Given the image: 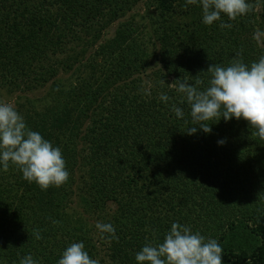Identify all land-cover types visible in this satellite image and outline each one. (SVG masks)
Returning a JSON list of instances; mask_svg holds the SVG:
<instances>
[{
  "label": "trees",
  "instance_id": "obj_1",
  "mask_svg": "<svg viewBox=\"0 0 264 264\" xmlns=\"http://www.w3.org/2000/svg\"><path fill=\"white\" fill-rule=\"evenodd\" d=\"M248 2V14L205 25L199 3L185 0H0V95L21 92L16 110L61 149L69 173L42 190L0 165V264L28 254L57 264L74 242L99 264H137L173 222L216 239L223 264H264V140L242 118L203 132L173 87L206 86L208 66L229 65L237 51L249 65L264 55L253 38L264 0ZM141 3L137 21L125 17Z\"/></svg>",
  "mask_w": 264,
  "mask_h": 264
},
{
  "label": "clouds",
  "instance_id": "obj_2",
  "mask_svg": "<svg viewBox=\"0 0 264 264\" xmlns=\"http://www.w3.org/2000/svg\"><path fill=\"white\" fill-rule=\"evenodd\" d=\"M199 3L202 8V21L211 25L226 15L229 20L248 14L253 5L248 0H185V6ZM221 28H231V24L221 23ZM253 38L257 43L264 39V31L257 29ZM210 78L207 85L197 78L194 83L188 80L177 81L175 87L182 94L180 103L190 108L191 125H199L205 133L211 132L210 121H225L231 118L244 119L256 129L255 135L264 140V55L251 64L242 60V50L227 66L210 64L207 68ZM162 83L164 81L162 80ZM167 102L170 97L161 94ZM177 118L184 117L182 108L172 106ZM187 134L197 132L196 127H188ZM223 144L224 141H218ZM15 165L28 182H35L42 190L50 186L60 187L68 180L65 160L61 149L54 147L39 132L29 129L23 116L15 106L0 101V165L7 171L9 164ZM53 223H58L53 221ZM95 227L101 233L110 234L118 240L111 223L97 222ZM37 240L42 239L40 231L34 230ZM223 248L216 239H207L199 232H193L188 225L178 222L171 224L163 242H147L135 255L137 264H223ZM19 264H38L31 254L24 256ZM57 264H99L92 259L83 242H74L63 250Z\"/></svg>",
  "mask_w": 264,
  "mask_h": 264
},
{
  "label": "rangeland",
  "instance_id": "obj_3",
  "mask_svg": "<svg viewBox=\"0 0 264 264\" xmlns=\"http://www.w3.org/2000/svg\"><path fill=\"white\" fill-rule=\"evenodd\" d=\"M143 4H137L135 6V8L133 9V11L131 13H127V15L125 16L126 18H131V14H133L134 16V20L137 21L138 20V12H143ZM117 25V22H114L113 24H111L107 30H105L104 32V38L106 37H109L113 34L114 32V29ZM43 89H39V90H36L35 92L33 93H28L27 95L30 97V96H35V97H40L43 95V92L42 91ZM20 93L21 92H14V93H11V94H6L5 92H3L1 95H0V101L2 102H8V103H11L15 106L16 103H18L17 101L21 102L23 100V98L20 96ZM106 252V250H104L103 254Z\"/></svg>",
  "mask_w": 264,
  "mask_h": 264
}]
</instances>
